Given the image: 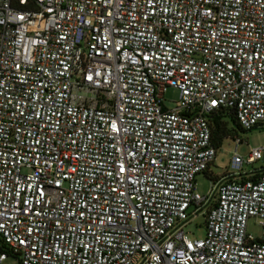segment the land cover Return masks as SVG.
Instances as JSON below:
<instances>
[{
	"label": "built area",
	"instance_id": "2783aa9c",
	"mask_svg": "<svg viewBox=\"0 0 264 264\" xmlns=\"http://www.w3.org/2000/svg\"><path fill=\"white\" fill-rule=\"evenodd\" d=\"M230 111L264 124V0H0V263L264 264V148L195 188Z\"/></svg>",
	"mask_w": 264,
	"mask_h": 264
},
{
	"label": "rangeland",
	"instance_id": "374dc122",
	"mask_svg": "<svg viewBox=\"0 0 264 264\" xmlns=\"http://www.w3.org/2000/svg\"><path fill=\"white\" fill-rule=\"evenodd\" d=\"M178 100V92L174 89L168 90L162 98V105L165 109L174 108V104ZM228 122V128L231 127L228 119L224 120ZM235 138L243 141L239 146L234 143ZM264 148V124L254 127L249 131H236L232 137L224 138L221 141L220 147L217 150L214 163L210 167V177L208 174L198 175L195 179L196 192L200 196H206L210 190L211 184H214L218 179L224 176L229 170L232 154L235 149L237 154L246 158L251 149ZM264 170V151L262 152V159L253 165H244L242 169L243 175L252 173L253 171ZM188 236L192 239H201L205 234L204 216L198 215L194 218L184 229ZM246 232L251 237L257 239L261 236V228L258 224V220L250 218L247 221ZM0 264H18V258L8 257Z\"/></svg>",
	"mask_w": 264,
	"mask_h": 264
},
{
	"label": "trees",
	"instance_id": "16d2710c",
	"mask_svg": "<svg viewBox=\"0 0 264 264\" xmlns=\"http://www.w3.org/2000/svg\"><path fill=\"white\" fill-rule=\"evenodd\" d=\"M228 119L231 127L228 128V122L224 121ZM213 123V133L212 142L213 145L218 149L220 147L221 141L224 138L232 137L236 131H242L241 127L236 122V117L232 111L227 114L215 115L212 119Z\"/></svg>",
	"mask_w": 264,
	"mask_h": 264
}]
</instances>
